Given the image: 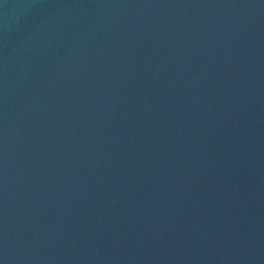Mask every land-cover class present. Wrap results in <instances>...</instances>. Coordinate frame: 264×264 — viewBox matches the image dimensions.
Here are the masks:
<instances>
[{
    "label": "water",
    "instance_id": "obj_1",
    "mask_svg": "<svg viewBox=\"0 0 264 264\" xmlns=\"http://www.w3.org/2000/svg\"><path fill=\"white\" fill-rule=\"evenodd\" d=\"M0 264H264V0H0Z\"/></svg>",
    "mask_w": 264,
    "mask_h": 264
}]
</instances>
